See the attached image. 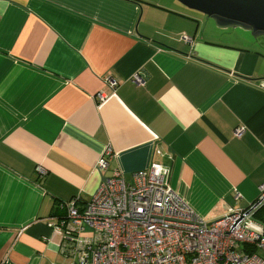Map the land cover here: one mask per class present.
Listing matches in <instances>:
<instances>
[{
	"label": "crops",
	"instance_id": "crops-1",
	"mask_svg": "<svg viewBox=\"0 0 264 264\" xmlns=\"http://www.w3.org/2000/svg\"><path fill=\"white\" fill-rule=\"evenodd\" d=\"M203 19L177 0H0V264H70L61 203L152 163L205 220L256 200L264 47Z\"/></svg>",
	"mask_w": 264,
	"mask_h": 264
},
{
	"label": "built area",
	"instance_id": "built-area-1",
	"mask_svg": "<svg viewBox=\"0 0 264 264\" xmlns=\"http://www.w3.org/2000/svg\"><path fill=\"white\" fill-rule=\"evenodd\" d=\"M133 80L143 81L138 75ZM104 83L113 90L118 84L111 77ZM97 99L104 100V93ZM110 153L105 150L96 163L100 174L109 168ZM36 171L42 175L45 169ZM166 176L159 163L134 172L133 184L112 173L82 206L77 197L61 203L65 216L58 228L69 239L70 264H264V224L254 217L264 207V183L247 208L205 220L168 186Z\"/></svg>",
	"mask_w": 264,
	"mask_h": 264
},
{
	"label": "water",
	"instance_id": "water-1",
	"mask_svg": "<svg viewBox=\"0 0 264 264\" xmlns=\"http://www.w3.org/2000/svg\"><path fill=\"white\" fill-rule=\"evenodd\" d=\"M201 12L220 28H241L253 38L264 37V0H177ZM106 177L103 176V180Z\"/></svg>",
	"mask_w": 264,
	"mask_h": 264
},
{
	"label": "rangeland",
	"instance_id": "rangeland-1",
	"mask_svg": "<svg viewBox=\"0 0 264 264\" xmlns=\"http://www.w3.org/2000/svg\"><path fill=\"white\" fill-rule=\"evenodd\" d=\"M204 18L205 15H204ZM210 20V21H209ZM204 22L203 28L206 27L207 24V29H211L214 31L216 34V39L221 40V41H226L231 43L232 45H243L253 47L255 43H263L264 44V37L260 36L258 38H253L250 36V33L248 31H245L243 29L239 28H220L218 27L215 22L212 19H203ZM215 36V35H214ZM259 255H263L262 252H258Z\"/></svg>",
	"mask_w": 264,
	"mask_h": 264
},
{
	"label": "trees",
	"instance_id": "trees-1",
	"mask_svg": "<svg viewBox=\"0 0 264 264\" xmlns=\"http://www.w3.org/2000/svg\"><path fill=\"white\" fill-rule=\"evenodd\" d=\"M258 44V43H257ZM261 44L263 45L262 47H264L263 43H260L259 45L261 46ZM255 219L260 221L261 223L264 224V207H261L254 215Z\"/></svg>",
	"mask_w": 264,
	"mask_h": 264
}]
</instances>
